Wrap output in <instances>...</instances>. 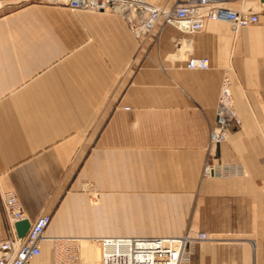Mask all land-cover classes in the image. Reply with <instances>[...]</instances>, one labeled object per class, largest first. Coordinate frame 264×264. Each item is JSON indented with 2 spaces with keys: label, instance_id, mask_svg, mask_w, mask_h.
Instances as JSON below:
<instances>
[{
  "label": "crops",
  "instance_id": "0c3cea01",
  "mask_svg": "<svg viewBox=\"0 0 264 264\" xmlns=\"http://www.w3.org/2000/svg\"><path fill=\"white\" fill-rule=\"evenodd\" d=\"M17 1L0 0V192L11 190L29 221L50 214L45 236L190 229L235 243L196 244L190 264H264V0L228 1L257 8V26L207 19L188 36L159 21L141 41L114 13ZM191 55L209 68H187ZM227 66L241 124L209 146ZM216 159L246 174L202 178ZM76 168L91 170V206L65 189ZM6 229L0 201V240Z\"/></svg>",
  "mask_w": 264,
  "mask_h": 264
},
{
  "label": "built area",
  "instance_id": "2783aa9c",
  "mask_svg": "<svg viewBox=\"0 0 264 264\" xmlns=\"http://www.w3.org/2000/svg\"><path fill=\"white\" fill-rule=\"evenodd\" d=\"M228 1L179 0L171 6L154 4L148 0H64L63 2L72 10L117 14L131 35L141 41L159 21L173 26L188 36L201 31L207 19L226 22L235 32L259 22L258 12L232 8L227 5ZM186 67L206 70L209 68V58L188 56ZM231 74V66L223 69L214 107V119L208 124L209 146L225 142L231 128L241 124L230 89ZM245 174L246 169L241 163L216 159L205 161L201 176L209 178ZM0 201L7 223L5 237L0 240V264H34L41 256L43 244L48 246V262L45 264H83L80 254L85 241L69 236H45L44 231L50 222V214L42 211L33 220H27L11 190L1 191ZM23 220L28 221V227L24 235L18 237L14 224ZM210 239L212 238L207 232L190 229L182 236H100L93 243L96 247V263L93 264H190L194 245ZM84 259L86 264V257Z\"/></svg>",
  "mask_w": 264,
  "mask_h": 264
},
{
  "label": "rangeland",
  "instance_id": "374dc122",
  "mask_svg": "<svg viewBox=\"0 0 264 264\" xmlns=\"http://www.w3.org/2000/svg\"><path fill=\"white\" fill-rule=\"evenodd\" d=\"M31 1L50 2V1H54V0H18L17 3H16V5H21V4H24V3H27V2H31ZM55 1L63 2L64 0H55ZM178 1L179 0H176V2H178ZM164 2H162L160 4H163ZM236 9H239V10L242 9L243 10V8H241V7H238ZM244 9H246V8H244ZM255 11L258 12L257 8L254 9V12ZM258 24H259V22L257 24L251 25V26H257ZM86 155H87L86 153L83 154L84 158L86 157ZM74 177H75V180L73 182V185L70 187L69 186L70 185L69 183H71V181L73 180ZM91 178H92V176H91V170H84L83 168H80V169L79 168H76V169L72 170L71 175L68 177V181H67V184H66V188L65 189H66V191H72V190H74L75 192H79V194L82 195V197L87 202V204L91 206L93 203H96L97 202V198H98V195H99L97 193V191H96V185L92 186L93 185V183H92L93 181H92ZM83 184L86 187H83ZM93 189H95V190H93ZM93 191H95V195L93 194ZM89 219H90L89 218V215H87L85 217V219H84L83 224H85V222L87 220H88V223H89ZM74 222H75V218L72 219V223H74ZM71 233L72 234H78V235H88V234L90 235V234H92V232H89V233L88 232H71ZM178 234H180V233H178ZM209 236L212 239H210L209 241L201 242V243L207 244L209 246H213V245L227 246V245L235 244V243L232 242L234 240L231 239V238H234V236L233 237H231V236H226V237L220 236V237H218V236H213L211 234H209ZM77 238L84 239L85 241H90L91 239L92 240L93 239L94 240L96 239V238L78 237V236H77ZM224 238H227V239L224 240ZM197 244H199V243H197ZM44 245H46V244H43L42 245V249H43V246ZM47 248H48V246L46 245V254L45 255L43 254L41 257L37 258V261L39 262V264H45V263L48 262V249ZM82 249L83 250L81 251L80 257L82 258L83 264H84V260H85L84 259V253H86V252H84V247H82Z\"/></svg>",
  "mask_w": 264,
  "mask_h": 264
},
{
  "label": "bare ground",
  "instance_id": "6f19581e",
  "mask_svg": "<svg viewBox=\"0 0 264 264\" xmlns=\"http://www.w3.org/2000/svg\"><path fill=\"white\" fill-rule=\"evenodd\" d=\"M44 234H45V232H44ZM74 238H77V237H74ZM78 239H81V238H78ZM81 240L85 241L84 239H81ZM94 242H95V240L94 239L93 240L91 239L90 241H85V245H83L84 252H86V254H87V264L96 263L95 262V256H94V255H96V252H95L96 251V247L93 244ZM84 257H85V253H84ZM35 263L36 264H39V262L37 260H36V262H34V264Z\"/></svg>",
  "mask_w": 264,
  "mask_h": 264
},
{
  "label": "water",
  "instance_id": "95a60500",
  "mask_svg": "<svg viewBox=\"0 0 264 264\" xmlns=\"http://www.w3.org/2000/svg\"><path fill=\"white\" fill-rule=\"evenodd\" d=\"M27 227H28V221L27 220L16 222L14 224L16 235L18 237L23 236L25 231H26V229H27Z\"/></svg>",
  "mask_w": 264,
  "mask_h": 264
}]
</instances>
